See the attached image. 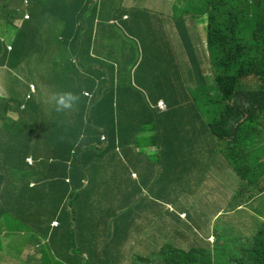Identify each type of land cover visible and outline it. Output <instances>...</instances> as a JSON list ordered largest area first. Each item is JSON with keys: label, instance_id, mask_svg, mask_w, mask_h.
I'll return each mask as SVG.
<instances>
[{"label": "clouds", "instance_id": "obj_1", "mask_svg": "<svg viewBox=\"0 0 264 264\" xmlns=\"http://www.w3.org/2000/svg\"><path fill=\"white\" fill-rule=\"evenodd\" d=\"M124 2L125 0H80L77 2L79 7L77 10L66 7L64 0H0V15L6 20V25L0 33V42L7 54L12 52L17 37L16 30L23 32V28H27L36 32L37 27V32L42 34L55 19L56 14L68 16L73 12L74 26L93 23L94 30L88 40L98 44V48L85 58L88 67L82 71L81 59H73L71 62L75 75L87 81L83 95L89 103H93L97 97H100L101 102L111 91L114 92L115 98L120 76L133 74L143 60H145L144 65L153 67L152 69H154L152 61L173 68L177 63L179 70H176L186 77L187 84V97H182L176 106L178 116L173 118L174 122L173 119L168 120L172 125L168 121L153 124V118H156L157 114L164 115L171 109L166 101L169 95L161 93L156 85L147 84L150 79L149 73L144 82L148 90L137 87L130 78L131 87L138 91L136 95L138 97L136 99L139 100L138 108L129 110L130 100L124 103L120 101L116 105L115 119L135 109L141 117L137 133L144 132L137 136L134 133L124 141L126 144L134 140L138 142L134 151L136 155L134 170L129 171V174L112 176L121 190L116 193L117 208L124 206L123 210L99 216L98 212L92 214L87 210L86 205L89 200L76 204L75 208L71 203L67 212L51 215L53 220L48 221V227L44 229L46 240H42L37 246L28 248L22 246V240H31L29 233L26 232L21 233L14 242L10 243L8 238L3 243L0 264H167L171 259H176L179 253L186 252L188 255V252L195 248L203 249V252L210 254L213 259L219 253H228L229 256L221 259L220 264L249 263V259L240 263L231 259L241 256L238 241L251 240L261 233L264 224L262 211L264 175L260 177L259 173L264 169V165L262 170L256 168V178L253 180L254 183L250 184L241 181L229 160L223 158L224 162L217 169L212 170L214 173L211 176L206 175L201 187L194 194H191L194 192L192 190L201 183L202 179L194 172L190 178L186 174L183 175L182 165L207 140L217 145L221 143L227 153L229 146L215 138L212 130L224 134L234 145L237 144L236 142L241 144L234 147L233 154L239 156L238 159L245 160L246 148L254 152L255 158H261V149L264 148V122L258 121V118L251 119L253 127L243 131L237 129L230 120L223 122V116L228 118L227 113L232 105V99L230 95L224 97L214 83L213 58L209 51L208 40L209 13L202 0H179L177 7L181 10L176 12V18H171L172 23L184 25L190 34L191 43H175L167 35H158L155 26L152 25L149 27L151 30L149 32L142 28L145 34L143 42L149 44L146 50L143 43L136 41L130 26L133 20L138 18L135 14L145 16L154 22L157 16L128 11L124 8ZM10 3L11 7H9ZM76 10L82 15L81 19L76 15ZM106 11L113 16L116 14V18L106 21ZM158 18L167 21L163 17ZM138 20L143 22L140 17ZM149 20L148 22H151ZM254 41L255 39H249V46ZM202 42L205 44L206 52L196 53L195 44ZM128 45L132 48V60L120 55ZM183 45L187 48L186 52L183 51ZM101 49L106 51L98 54ZM92 59L99 61L101 65H91ZM53 60L55 64H52V68L59 63L56 56ZM135 60H137L136 64ZM181 60L188 61L186 70L183 69ZM8 66V62L0 60V99L10 98L18 103L19 100L13 98V94L10 96L2 83V75L8 70ZM167 71L164 69L162 73ZM139 72L142 76L147 69L140 68ZM257 89L255 86L249 92ZM29 90L30 94L25 98V102H29L37 93L34 85H30ZM66 95L71 96V94ZM151 98L158 100L152 103ZM16 102L13 103L17 104ZM59 104L64 107L70 106L65 102L64 95L60 97ZM238 105L242 113L250 110V106L241 98ZM20 109L25 110V104L21 105ZM7 116L12 121H18L19 118L15 111L8 112ZM164 131H167L166 138ZM105 140L106 136H103V142ZM206 154L204 152L196 155L187 168L195 171L208 170L204 167ZM34 162L32 158L26 160L29 167H33ZM194 162L198 164L196 169L192 167ZM258 162L262 163L264 159ZM142 172H149L150 179L142 181L140 179ZM220 178L223 179L222 182ZM228 180L233 181V191L223 202L224 209L221 210L218 206L216 211H213L214 188L217 190L220 187L226 188ZM157 184L169 188L178 186L186 188L185 193L189 195L179 199L173 198L172 193L164 192L157 187ZM203 187L207 189L203 191ZM205 194L208 195L207 198ZM217 198L219 199L220 196L218 195ZM218 199L217 204H219ZM177 203L179 209H182L180 218L185 222L184 232L176 225L171 215L175 213ZM98 206H101V197H98ZM135 211L137 215L134 214ZM238 214L242 217L235 218ZM222 218L232 219H228L221 227L212 229ZM242 219L245 221H239ZM3 232L8 231L3 230ZM122 232L125 234L124 237ZM64 234L66 237L63 236ZM61 237H65L64 243L60 241ZM199 239L200 242H197ZM188 244L190 246L187 248ZM9 245H13L21 254L17 251L8 253ZM54 247H59V251ZM81 247L83 252L75 254L74 250L76 248L79 250ZM41 248H44L51 258L40 261L34 259L35 256L38 258L43 256L37 255V251ZM60 251L66 252L65 259L61 257ZM87 261L89 263H86Z\"/></svg>", "mask_w": 264, "mask_h": 264}, {"label": "trees", "instance_id": "obj_2", "mask_svg": "<svg viewBox=\"0 0 264 264\" xmlns=\"http://www.w3.org/2000/svg\"><path fill=\"white\" fill-rule=\"evenodd\" d=\"M64 1L66 7L79 9L77 2L80 0ZM202 1L209 13L208 40L213 58L214 83L224 97L230 95L232 99L227 113L229 119L223 116V122L230 120L237 129L247 130L253 127L251 119L258 118V121L264 122L261 119L264 117V0ZM77 10L76 15L81 19L82 15ZM72 13L68 16L56 14L42 34L37 32L36 26V32L27 28H23V32L16 30L17 37L11 54L4 52L5 47L0 42V60L9 63L8 70L2 75V83L8 94H13V98L19 100L17 103L10 98L0 99V255L3 243L8 238L10 243L14 242L24 232L29 233L31 239L22 240L24 248L37 246L46 240L44 229L48 227V221L52 222L51 215L67 212L71 203L75 208L76 204L89 200L87 210L92 214L98 212L99 216L123 210L124 206L117 208L116 193L121 190L112 176L129 174L134 170V151L138 142L134 140L126 144L124 141L134 133L137 136L144 132L137 133L141 117L135 109L118 119H115L114 112L120 101L124 103L130 100L129 110L139 107V100L136 99L138 91L131 87L130 78L137 87L148 90L140 75V68L147 69L146 78L148 73L150 75L148 85H156L161 93L169 95L166 101L171 110L164 115L157 114L153 124L178 116L176 106L182 97H187L186 77L176 70H179L177 63L173 68L152 61L154 70L145 66L143 60L133 74L120 76L115 98L111 91L101 102L97 97L93 103H89L83 95L87 81L75 75L71 62L81 59L84 71L88 67L85 58L98 48V44L88 40L94 30L93 23L74 26ZM155 21H158V17ZM134 34L136 41L143 43L146 50L149 44L143 42V33L137 31ZM249 39H255L251 46ZM129 48L130 45L124 47L120 55L132 60V48ZM106 49H101L98 54ZM54 56L59 63L52 68ZM91 65L100 66L101 63L92 59ZM164 69L168 71L162 73ZM30 85L36 87L37 93L29 102H25L30 94ZM255 86L258 89L249 92ZM62 95L69 107L59 104ZM240 98L250 106L249 111H240ZM157 100L151 98L152 103ZM23 104L25 110L20 109ZM11 111L17 112L18 121L8 118L7 114ZM214 131H211L212 135L227 143L229 150L226 153L221 143L217 145L207 140L186 160L182 165L183 175L190 178L194 172L202 179L191 194L201 187L206 175L211 176L214 173L212 170L224 162L223 158L229 160L241 181L250 184L256 178V168L263 169L264 162L258 161L264 159V148L259 159L246 148L243 161L233 154L235 145L241 144L236 142L234 145L224 134ZM103 136H106L104 142ZM204 152L207 153L204 167L208 170L188 169L195 156ZM27 158L35 161L33 167L27 165ZM192 167L196 169L198 164L194 162ZM169 173L172 174L171 171ZM263 175L264 169L259 173L260 177ZM68 180L71 182L68 183ZM98 197H101L100 207ZM175 208L172 218L184 232L185 222L180 218L182 209H179L178 203ZM134 214L137 215L136 211ZM3 230L8 232L4 233ZM260 232L251 240L238 241L241 256L231 260L240 263L249 259L248 264H264V224ZM63 236L66 237L65 234ZM65 237H61L60 241L64 243ZM54 248L59 251V247ZM12 251L21 254L13 245H9L8 253ZM79 252H83L82 247L74 250L77 255ZM39 254L43 256H35L34 259L51 258L44 248L37 251ZM60 254L63 259L66 258L65 251H60ZM228 256V253L222 252L213 259L203 249L195 248L188 255L186 252L179 253L176 259H171L167 264H220L221 259Z\"/></svg>", "mask_w": 264, "mask_h": 264}, {"label": "crops", "instance_id": "obj_3", "mask_svg": "<svg viewBox=\"0 0 264 264\" xmlns=\"http://www.w3.org/2000/svg\"><path fill=\"white\" fill-rule=\"evenodd\" d=\"M2 1V0H1ZM179 0H125L124 2V8L128 11H138L140 13H149L153 14L151 16H157V17H163L167 21H162L158 18V21L149 20V18L145 16H138L139 14H135L136 20H133L131 24V30L135 33L137 31H141L144 34V31H142V28H145L148 32L149 27H152V25L155 26L157 34H163L169 36L173 42L178 44H186L191 43L190 40V34L187 31V29L182 25L181 23H172V17L176 18V12L180 11L181 8L177 7ZM9 7H11V3L9 4ZM116 14L113 16L112 13H109L106 11L105 13V19L110 20L112 18H116ZM140 18L143 19V22L141 20H138ZM151 21V22H148ZM100 22L103 24V22L100 20ZM153 23V24H152ZM6 25V20H3V16L0 15V33L2 32L3 28ZM134 28V30H133ZM135 36V35H134ZM131 48H129L130 50ZM128 50V51H129ZM187 48L183 45V51L186 52ZM128 53V52H127ZM142 79L145 82L146 76L145 74L142 75ZM164 137L167 136V131H164ZM140 179L142 181H147L150 179L149 172H142ZM164 241V240H163Z\"/></svg>", "mask_w": 264, "mask_h": 264}, {"label": "rangeland", "instance_id": "obj_4", "mask_svg": "<svg viewBox=\"0 0 264 264\" xmlns=\"http://www.w3.org/2000/svg\"><path fill=\"white\" fill-rule=\"evenodd\" d=\"M195 52L196 53H202V54L205 53L206 52L205 44L203 42L202 43H199V44H195ZM187 63H188V61L181 60V64H182V67H183L184 70H186V64ZM222 180L223 179H221V182H222ZM225 181H226V178H225ZM232 184H233V181L228 180L227 181V187L226 188L220 187L218 190L216 188H214L213 197L215 199V204H214L213 211H216V209H217L218 206H219V209H221V210L224 209V203L223 202L226 200L227 196H230V193L233 191L232 190ZM157 187L159 189L163 190L166 193H172L175 197H177V196L180 197V196L186 195V193H185L186 188H182V187L169 188V187L161 186L159 184H157ZM205 189H207V187H203V191ZM218 195L220 196L219 199L217 198ZM204 196H205V198L208 197L207 194H205ZM211 196H212V194H211ZM217 199L219 200V204L216 203L217 202ZM232 200H234V199H232ZM209 205L211 206L210 203H209ZM262 211L264 212V203H263V209H262ZM205 213H206V211H205ZM253 215H255V214H253ZM239 217H242V215L241 214H238V215H236L235 218H239ZM228 219H232V218H222L217 224L214 225V227L212 229H215L216 227H221ZM207 220L210 221V219H208V218H207ZM239 221L244 222L245 219H242V220H239ZM257 231H258V229L256 230V232ZM199 237H200V235H199ZM197 242H200V239ZM189 246H190V244H188L186 247L188 248Z\"/></svg>", "mask_w": 264, "mask_h": 264}]
</instances>
